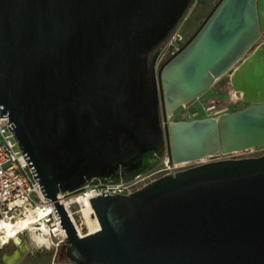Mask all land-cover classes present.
<instances>
[{
  "label": "water",
  "instance_id": "water-1",
  "mask_svg": "<svg viewBox=\"0 0 264 264\" xmlns=\"http://www.w3.org/2000/svg\"><path fill=\"white\" fill-rule=\"evenodd\" d=\"M192 2L0 0V118L53 200L68 234L58 253L74 264H264V155L222 158L264 149V0H220L157 70ZM226 74L245 107L174 121ZM164 150L194 165L93 197L100 228L80 236L57 195L93 177L129 180Z\"/></svg>",
  "mask_w": 264,
  "mask_h": 264
},
{
  "label": "built area",
  "instance_id": "built-area-1",
  "mask_svg": "<svg viewBox=\"0 0 264 264\" xmlns=\"http://www.w3.org/2000/svg\"><path fill=\"white\" fill-rule=\"evenodd\" d=\"M184 43L183 36L175 31L166 42L165 50L160 52V57L171 58L184 47ZM170 58H166L163 63ZM7 123L8 116L0 118V253L12 241L6 238L5 223L8 221L15 223L28 216L31 217L30 227L24 231L46 237L50 242L41 245L57 248L59 245H65L68 234L65 228L63 229L58 214H55L56 206L51 198L44 196L40 183L35 180L32 169ZM231 156L222 158H232ZM193 165L173 163L165 156L157 165L154 164L129 180L120 179L110 183L100 177H93L77 191L60 192L57 200L64 206L79 235L85 236L89 232L83 229L84 200L102 195L103 192L132 194L165 175ZM78 227L83 234L78 231Z\"/></svg>",
  "mask_w": 264,
  "mask_h": 264
},
{
  "label": "rangeland",
  "instance_id": "rangeland-1",
  "mask_svg": "<svg viewBox=\"0 0 264 264\" xmlns=\"http://www.w3.org/2000/svg\"><path fill=\"white\" fill-rule=\"evenodd\" d=\"M219 1L220 0H193L185 16L175 30L183 36L185 41L184 45L198 31ZM263 39L264 33L262 34L260 41ZM165 48L166 46L164 45L161 51L165 50ZM165 57L166 56L160 57V53L157 56V70L166 58H170L169 56ZM245 105L246 103L235 94L230 82V76L229 74H226L219 78L210 89L199 95L190 103L177 109L174 113V121L218 116L226 112L241 109L245 107ZM162 122H164L163 117ZM261 155H264V149H250L235 153L231 157L247 158ZM165 156H168L167 150H164L161 153L155 165L161 162ZM91 219L94 220V217H91ZM83 221V229L85 232H89L90 229L94 228V222H91L89 225L85 220ZM19 236V242L15 241V243L19 244L23 241L27 245L28 250L16 264H67V262H54L58 253V248L55 246L46 247L45 245H41V243H38V241L35 240L31 231H24ZM12 241L7 245L10 247L5 246L0 255L12 251ZM0 264H2L1 259Z\"/></svg>",
  "mask_w": 264,
  "mask_h": 264
},
{
  "label": "bare ground",
  "instance_id": "bare-ground-1",
  "mask_svg": "<svg viewBox=\"0 0 264 264\" xmlns=\"http://www.w3.org/2000/svg\"><path fill=\"white\" fill-rule=\"evenodd\" d=\"M235 94L238 96V94L235 92ZM82 207H83V213H84V217H85V221L87 222V224H91V222H94L95 226L94 228L90 229L89 233L95 232L97 230H99L100 228V224L97 220V218L95 217V212L94 209L92 207L91 201L89 199L84 200V203H82ZM95 217L94 220L91 219V217ZM31 217L28 216L25 219H21L18 220L17 222L13 223L11 221H8L5 223V227H6V238L7 239H13V241H18L19 242V233L21 231H24L25 229H27L28 227H30V221ZM78 231L83 234V232H81L80 228L78 227ZM33 237L35 238V240L38 241V243H47L50 244L49 240L46 237H42L40 235H36L35 233L32 232Z\"/></svg>",
  "mask_w": 264,
  "mask_h": 264
},
{
  "label": "flooded vegetation",
  "instance_id": "flooded-vegetation-1",
  "mask_svg": "<svg viewBox=\"0 0 264 264\" xmlns=\"http://www.w3.org/2000/svg\"><path fill=\"white\" fill-rule=\"evenodd\" d=\"M21 241H22V239H21ZM22 243H24V242L22 241L21 243L17 244V243H15V241H12V245H13L12 251H11L10 253H7V254H11V253H13L16 249H19ZM24 244H25V243H24ZM25 245H26V244H25ZM7 247H10V246H7ZM7 247H6V248H7ZM9 249H10V248H9ZM6 250H7V249H6ZM3 254H4V253H3ZM3 254H2V255H3ZM58 254H59L58 256H60V258L66 260L67 264H74V263H72V262H70V261L68 260L66 254L63 252V246L61 247V249H60V251H59ZM2 255H0V259H1ZM1 262H2V260H1Z\"/></svg>",
  "mask_w": 264,
  "mask_h": 264
}]
</instances>
